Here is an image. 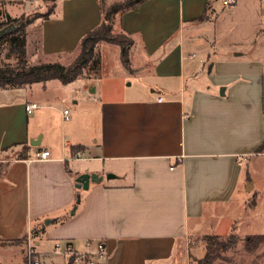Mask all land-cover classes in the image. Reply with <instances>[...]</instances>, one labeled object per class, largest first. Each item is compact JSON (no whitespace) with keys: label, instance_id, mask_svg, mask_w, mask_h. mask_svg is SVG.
I'll use <instances>...</instances> for the list:
<instances>
[{"label":"crops","instance_id":"1","mask_svg":"<svg viewBox=\"0 0 264 264\" xmlns=\"http://www.w3.org/2000/svg\"><path fill=\"white\" fill-rule=\"evenodd\" d=\"M0 1L17 18L44 0ZM101 2L55 0L50 16L29 24L40 33H27L32 56L76 52L101 23ZM14 6L22 7L10 12ZM114 26L133 38L130 69L120 46L105 42L97 45L100 65L113 52L136 92L103 88L101 78L59 80L49 85L57 99L73 101L59 124L49 101L18 95L26 87L0 89V246L32 241L46 264L56 242L85 251L102 241L107 253L96 264H193L200 233L214 226L210 235L222 237L215 225L249 186L242 163L264 140V4L145 0L117 14ZM38 83L29 86L48 91ZM31 102L39 107L28 113ZM45 149L50 157L39 159ZM83 173L99 179L79 188Z\"/></svg>","mask_w":264,"mask_h":264},{"label":"rangeland","instance_id":"2","mask_svg":"<svg viewBox=\"0 0 264 264\" xmlns=\"http://www.w3.org/2000/svg\"><path fill=\"white\" fill-rule=\"evenodd\" d=\"M110 3L111 1L108 4ZM19 7L22 6H14L10 8L9 11L15 12ZM53 7L54 2L52 1L37 2L29 10H26L22 14L18 15L17 18L20 19V21H18L17 23L20 25L25 24V30L27 31V33H29V36L32 37V34L34 40H38L40 35L38 28H31L30 30L29 24L37 18H44L45 15L50 13ZM0 10L4 14L7 13L2 1H0ZM3 21L4 18L0 17V23H2ZM28 21L29 24L27 25ZM114 30L117 32L119 31V29L115 26ZM34 46L36 47V42L32 47L27 48V57L29 64H38L42 62H60L61 64L68 66L74 61V59L80 52L79 44L77 51L72 53V55L68 54L67 56H63L60 58L58 57V59H56V57H54L53 55H44L43 57H37L32 56L35 51ZM9 48V40H4L0 43V57L2 63L16 67L18 65V56L16 54H9ZM100 49L101 48H99V52H101ZM39 54L41 55V52H39ZM94 64V62H90V64L86 66L82 75L83 78H87L89 82L93 81L95 78H101V86L103 88L105 87L106 89L121 87L125 90L127 86H130L132 87L133 91L136 92V89L138 87L133 82L132 76L128 71L125 70L124 66H120L119 61L117 60V56L113 52H110L108 54L103 65L101 64L96 67ZM124 73L129 76H125ZM58 82V79L41 82L42 84L46 83V85L48 86V91L42 93L38 92L39 89L34 90V87L37 86L38 88V85L40 83H37L36 86H26L27 93L25 90L20 89L18 95H33L32 99L37 100L40 104H46L45 102L49 101L47 104L53 106L52 109H56V112H54L56 122L61 124V122H63L61 118L64 108H67L68 111H70L69 116H71V107L73 105V101L69 100L66 103L62 104L61 100L57 99V96L60 95V93L57 91H52L49 85L51 86L52 83ZM129 82H133V85H129ZM59 85L61 87V84ZM69 91L70 92H68V95L72 93L73 89H69ZM53 111L54 110H46L45 112L47 113L45 114L52 113L53 116ZM49 130H51V126L48 125L45 129V135L48 134ZM256 152L257 153L254 155V157L252 156L250 161H244L241 167L243 172L246 171V174L249 173L250 175L249 186L246 184L242 192L237 194V199L235 198L233 200L235 201L234 204L230 205V211H224L223 215H225V218H222L219 224L215 225L219 228L218 233H222L223 238H227L232 232H234L238 235L239 241L234 247L224 253V258L216 259L213 264H264V238L261 239L262 241L257 246L247 245V240L250 239L251 236H264V140L262 145ZM245 200H247L246 206H244L243 204ZM47 220L48 219H46L44 223L47 224ZM208 226L209 225H207V227ZM211 227L214 228V226ZM211 227H209V230H206L207 232L205 231L203 233H200L198 235V238L195 239V243L192 244V247H194L193 252L191 251L192 258L200 259L207 252L208 243L205 237L206 235H208V233L209 235L213 234L210 231ZM49 250L52 251V247ZM49 253V257H51V260L50 262L47 261L48 264H59L58 262L60 258L57 255L55 256L52 252ZM26 259L27 246L25 243L21 244V246L17 250H12L9 247L0 246V264H27ZM17 260H19V262H17ZM193 264H196V262L193 261Z\"/></svg>","mask_w":264,"mask_h":264},{"label":"trees","instance_id":"3","mask_svg":"<svg viewBox=\"0 0 264 264\" xmlns=\"http://www.w3.org/2000/svg\"><path fill=\"white\" fill-rule=\"evenodd\" d=\"M52 1L55 0H44ZM145 0H112L108 4V0H102L101 8L103 12V19L101 23L88 31L80 42V52L72 63L68 66L61 64L60 62H46L38 64H29L27 57V32L25 30V24L20 25L17 22L20 19L10 16L8 13L4 14L0 10V17L4 18V21L0 23V31L9 28L13 31L4 34L0 37V43L4 40L10 41L9 54H16L18 56V65L13 67L9 64L2 63L0 57V89L5 88H22L34 83L45 82L52 79H58L62 83H69L83 75L84 69L94 62L98 67L101 63L100 52L97 48L99 43H111L117 44L121 48V60L122 63L130 69V47L133 45V38L125 31L114 30V21L117 14H123ZM55 9L54 7L44 16L47 18ZM29 21L27 22V25ZM9 38V39H8ZM29 145H23L21 147L20 157L27 156ZM3 164L0 163V169ZM264 236L253 235L247 240V245L257 246ZM208 248L205 255L196 260V264H213L218 258H224V253L234 247L238 241V235L232 232L227 238H223L217 235H209L205 237ZM26 241L16 240L6 242L9 244H23ZM70 259L69 262H71Z\"/></svg>","mask_w":264,"mask_h":264},{"label":"built area","instance_id":"4","mask_svg":"<svg viewBox=\"0 0 264 264\" xmlns=\"http://www.w3.org/2000/svg\"><path fill=\"white\" fill-rule=\"evenodd\" d=\"M225 6H229L235 3V0H222ZM264 4V0H261ZM162 100V97L159 98ZM28 113H31L34 109L38 108V103L31 102L25 105ZM65 114H68V110H65ZM39 159H47L50 157V151L48 149L40 151L38 155ZM88 250L78 251L72 244H63L61 242H56L53 246V253L56 255L65 256L68 258L66 264H96V258L104 256L107 253L106 245L102 241H98L95 244V248H92V242L88 241ZM70 259H72L71 262ZM27 264H42L41 257L36 248L34 242H28L27 246Z\"/></svg>","mask_w":264,"mask_h":264},{"label":"water","instance_id":"5","mask_svg":"<svg viewBox=\"0 0 264 264\" xmlns=\"http://www.w3.org/2000/svg\"><path fill=\"white\" fill-rule=\"evenodd\" d=\"M11 31H13V29H9V28L3 29L2 31H0V37L6 33L11 32ZM30 143H31V145H37L39 143V141L38 140H31ZM97 178L99 179V177H97V175H95V174L83 173V174L79 175V177L76 179V186L79 188L80 187L87 188L89 185L90 179L96 180ZM79 202H80V196H78V198H77V203H79ZM73 212L74 211H72V213Z\"/></svg>","mask_w":264,"mask_h":264}]
</instances>
